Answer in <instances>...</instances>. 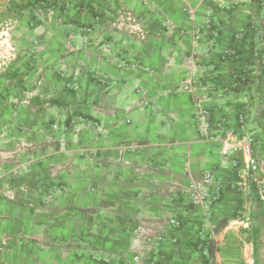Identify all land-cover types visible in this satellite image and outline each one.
<instances>
[{
	"label": "crops",
	"instance_id": "0c3cea01",
	"mask_svg": "<svg viewBox=\"0 0 264 264\" xmlns=\"http://www.w3.org/2000/svg\"><path fill=\"white\" fill-rule=\"evenodd\" d=\"M40 2L0 0V45L7 52L0 63L10 64L15 72L23 57V62L30 57L28 68L44 64V68L54 69L68 64L71 69L66 71L69 78L65 81L71 88L77 73L86 85L91 78L98 81L99 88L105 80L109 90L117 88L116 93H97L101 109L97 114L93 109L88 113L93 122L98 120V129L91 131L94 135L79 134L82 140L94 139L89 147L106 154L107 169L89 168L82 173L74 167L70 175H61L69 194L76 192L73 197L91 194L85 185L99 182L98 202L72 199L73 203H66L72 223L82 218L80 232L96 234L92 239L109 236L130 249L147 248L144 252L149 251L157 264H209L218 258L223 264H264V0H184L185 4L179 2L166 11L176 22L174 30L168 31L162 24L156 29L151 26L150 39L141 47L127 35L108 38L105 33V40L92 46L82 33L83 26L57 17L55 0H47L48 9ZM62 11L67 14L66 9ZM52 14L57 17L54 22L49 20ZM100 29L104 32L105 26ZM104 43L113 44L114 55L105 53ZM63 46L70 50L75 46L71 52L79 50L78 57L63 55ZM190 57L197 59L194 87L187 85L185 64ZM122 58L154 73L120 68ZM73 64L82 67L77 70ZM91 64L97 71L90 74ZM83 66L88 67L87 72ZM5 70L0 71L1 78L6 76ZM94 72L100 76L95 78ZM239 75H247L248 83L240 84ZM137 87L146 91L144 105ZM196 101L211 112L208 139L194 119ZM79 102H74L80 113L76 115L84 116L86 108ZM243 110L248 115L241 127L238 115ZM247 135L253 136L254 156L262 164L257 182L241 151ZM66 138L74 141L71 135ZM79 160L74 157V166ZM186 172L195 177L210 172L215 186L221 188L222 201L208 222L189 203H173L160 195L161 188L170 183L182 184L175 190L187 187ZM173 218L178 227H172ZM145 223L151 228L163 227L149 237L150 242L142 228ZM157 235L165 237L166 243L156 242ZM116 250L123 254L121 246Z\"/></svg>",
	"mask_w": 264,
	"mask_h": 264
},
{
	"label": "rangeland",
	"instance_id": "374dc122",
	"mask_svg": "<svg viewBox=\"0 0 264 264\" xmlns=\"http://www.w3.org/2000/svg\"><path fill=\"white\" fill-rule=\"evenodd\" d=\"M55 1L58 2L59 9L57 17L63 22L66 21L65 23L83 26L84 37H88L87 41H91L92 46L95 47L103 42L104 33L108 38L110 35L116 37L127 35L141 47L150 39L151 26L156 29V25L162 24L163 28L173 31L176 22L166 14V11H169V7L178 6L179 2L185 4L184 0ZM62 8L67 10V14ZM57 17L52 14L49 20L52 19L54 22ZM103 26H105L104 32L100 29ZM73 33L71 30L70 34ZM102 45H105L107 55H114L113 44ZM2 46L4 45H0V62L6 59L7 53ZM63 47V55L75 57L76 52L79 53V50L71 52L72 48H76L75 46H72L71 50ZM29 58L25 62H23L24 57L20 60L16 65V72L11 70L10 64L0 63V71L6 69L4 72L6 76L0 77V264H157V261L150 259L149 251L144 252L147 248L130 249L127 243L121 245L119 241L111 240L109 236L95 240L92 238L96 234L81 233V229L84 228L82 218L79 217L72 223L73 218L66 204L73 203L72 199L78 202L82 200H89L90 203L98 202V181L93 185L89 183L85 185L91 194L73 197L76 192L69 194L66 183L61 177L70 175L74 167L77 168L75 172L82 173L89 168L107 169L106 165H109L110 161L106 158V154H101L98 148L89 147L91 142L95 143L93 138L82 140L79 134L94 135L91 131L98 129V120L93 122L89 119L88 113L93 109L97 114L101 109L97 102V93L107 94L109 91L116 93L117 88L113 87L109 90L110 83L105 80V83H100V88L102 87L100 90L98 81L91 78L87 79L86 85L80 73L76 74L77 80L72 81L73 88H71L65 81L69 78L66 71H70V65L51 69L44 68V64H34L28 68L26 61H29ZM118 66L143 74L154 73L149 67L141 63H132L127 58H122ZM185 66L188 73L187 85L194 87L197 84L196 79L191 78L188 63ZM72 67H77L78 70L82 65L73 64ZM35 68L40 72L32 75L29 71ZM94 68L93 64L89 65L90 70L87 66H83V72H87L88 69L91 74L97 71ZM55 74L62 75L60 79L63 80H59V76L56 77ZM94 75L95 78L100 76L97 72H94ZM145 92L137 87V95L139 98L142 97L141 100L143 99L141 105L147 102ZM79 99L80 105L84 104L86 108L84 111L87 114L84 116L76 115L80 113L78 104L74 102ZM53 101L58 104H52ZM197 101L194 106V119L198 121L199 131L202 133L196 105L200 104L205 109L207 107ZM101 112L103 113V109ZM209 113L207 123L210 128L211 112ZM240 114L246 117L248 115L245 110ZM69 135L74 137V141L67 140L66 136ZM74 157L82 159L75 166L72 161ZM189 166L190 163L187 161L186 168L189 169ZM208 174L210 172L202 177H195L186 172L183 178L187 187L179 190L182 184L170 183L161 188L160 195L164 200L171 199L173 203H189L191 210L195 214L200 213L203 220L208 222L213 209L222 201L220 186H215L213 176L212 187L205 190L190 189L191 184L199 183ZM78 180L80 182V178ZM175 187L178 188L175 190ZM68 223L75 227L74 231L73 226H69ZM142 228L146 229L144 234L148 237L147 242H150L149 237L156 236V232L163 227L151 228L145 223ZM76 229L79 232H76ZM150 229H153L154 233ZM164 239L165 237L163 240L158 238L156 242L166 243ZM158 243L156 244L159 245ZM117 246H121L123 254L117 252L119 251L116 250ZM131 251H139V254L135 255ZM219 260L221 259L213 260L209 264H216Z\"/></svg>",
	"mask_w": 264,
	"mask_h": 264
},
{
	"label": "built area",
	"instance_id": "2783aa9c",
	"mask_svg": "<svg viewBox=\"0 0 264 264\" xmlns=\"http://www.w3.org/2000/svg\"><path fill=\"white\" fill-rule=\"evenodd\" d=\"M187 63L189 65L190 76H191V78H193L195 80L196 74H197V72H196V70H197V59L190 57L188 59ZM196 108H197V118L201 124L200 128H201L202 134L204 135V137L206 139H208V137H209V132H208L209 125H208L207 121L210 117L209 110L205 109L200 104H197ZM246 119H247V117L244 114H240L238 116V122H239V125H241V127L245 126ZM127 123L130 124V121H127ZM253 144H254L253 136L247 135L244 137V140H243V143L241 146V150H242V153H243L245 161H246V166L251 171L255 181L257 182L260 173H262V164L254 156ZM212 184H213V175L208 174L207 177L205 179H203L202 181H200L199 183L191 184L190 189L191 190H195V189L196 190H198V189L205 190L209 187H212ZM215 193H216V195L218 194L217 189H216ZM171 225H172V227H177L178 223L176 220H172ZM158 237H159V240H163V238H164L161 235ZM216 264H223V263L221 262V260H219L216 262Z\"/></svg>",
	"mask_w": 264,
	"mask_h": 264
},
{
	"label": "trees",
	"instance_id": "16d2710c",
	"mask_svg": "<svg viewBox=\"0 0 264 264\" xmlns=\"http://www.w3.org/2000/svg\"><path fill=\"white\" fill-rule=\"evenodd\" d=\"M46 2H47V0H41L40 4H42V5H41L42 8L48 9V7L45 6ZM55 4L58 6L57 1H55ZM57 6H56V7H57ZM237 78H238L237 81H238L240 84H246V83H248V78H247V76L239 75V77H237ZM242 80H243V81H242ZM52 104H57V103H56V101H53Z\"/></svg>",
	"mask_w": 264,
	"mask_h": 264
}]
</instances>
